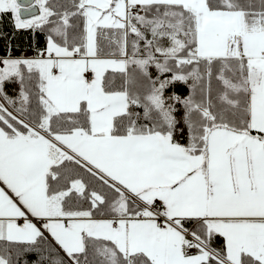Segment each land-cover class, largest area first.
Wrapping results in <instances>:
<instances>
[{
  "label": "snow or ice",
  "instance_id": "1",
  "mask_svg": "<svg viewBox=\"0 0 264 264\" xmlns=\"http://www.w3.org/2000/svg\"><path fill=\"white\" fill-rule=\"evenodd\" d=\"M5 16L43 45L0 55V264H264V0Z\"/></svg>",
  "mask_w": 264,
  "mask_h": 264
},
{
  "label": "trees",
  "instance_id": "2",
  "mask_svg": "<svg viewBox=\"0 0 264 264\" xmlns=\"http://www.w3.org/2000/svg\"><path fill=\"white\" fill-rule=\"evenodd\" d=\"M0 30H3L5 37L0 39V55H4L7 48L8 39L12 40L13 55H20L21 53L30 52L29 48L34 43H37V46L43 45V38L37 36L34 40L33 36L29 32H12L10 25L8 24V17L3 18V22L0 23ZM10 92L14 89H7ZM177 91H185L183 86H179ZM37 259L36 253H26L20 257V264H24V261L27 260L28 264H32L33 261Z\"/></svg>",
  "mask_w": 264,
  "mask_h": 264
},
{
  "label": "crops",
  "instance_id": "3",
  "mask_svg": "<svg viewBox=\"0 0 264 264\" xmlns=\"http://www.w3.org/2000/svg\"><path fill=\"white\" fill-rule=\"evenodd\" d=\"M25 53H27L28 55H31V52H25ZM220 239H222V238H220Z\"/></svg>",
  "mask_w": 264,
  "mask_h": 264
}]
</instances>
